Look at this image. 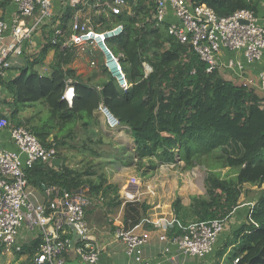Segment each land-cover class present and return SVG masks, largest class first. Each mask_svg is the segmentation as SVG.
I'll list each match as a JSON object with an SVG mask.
<instances>
[{"label":"trees","instance_id":"obj_1","mask_svg":"<svg viewBox=\"0 0 264 264\" xmlns=\"http://www.w3.org/2000/svg\"><path fill=\"white\" fill-rule=\"evenodd\" d=\"M190 1L221 17L240 10L264 17L262 0ZM130 12L117 17L123 34L109 42L124 71L123 91L111 77L98 87L71 81L74 72L63 68L70 63V49L65 54L55 51L49 70L39 71L50 46L9 81L0 76V87L9 96L0 106L11 110L10 123L26 129L42 146L58 150L57 169L36 165L27 172L28 183L54 189L82 207L101 199L109 213L122 201L137 199L142 186L141 181L130 180L127 187H118L111 183L116 172L128 166L135 168L138 179L154 177L158 170L175 166L177 156L184 168L168 187L159 189L160 197L156 192L150 202L139 203L144 227L152 230L156 224L171 239L190 224L225 223L237 214L245 221L213 255L217 260L228 257L238 259L237 264H251L258 250L264 251V178L252 187L245 175L235 180L198 175L197 162L218 158H209L216 151H228L223 157L228 168L254 162L264 166V94L243 87L224 71L206 73V64L193 49L169 35L165 23L152 19V0H136ZM70 17L67 10L61 19L63 28H68ZM98 22L102 30L111 27L103 17ZM66 82L74 87L71 103L62 99ZM34 107L43 110L24 117ZM70 154L81 160H71ZM253 188L257 199L242 208ZM41 243L35 238L13 253L25 255L24 264H36ZM263 256L255 264H264Z\"/></svg>","mask_w":264,"mask_h":264},{"label":"built area","instance_id":"obj_2","mask_svg":"<svg viewBox=\"0 0 264 264\" xmlns=\"http://www.w3.org/2000/svg\"><path fill=\"white\" fill-rule=\"evenodd\" d=\"M0 2H8L15 8L10 34H6V25L0 20V76L4 77V73L12 69L20 56V39L29 40L35 31L45 27L48 44L53 50L63 54L71 48L96 51L119 89L127 86L121 63L109 47L110 41L123 34V26L120 24L102 30L98 25L84 20L81 14L91 2L98 14L118 16L126 12L130 15V4L136 0ZM54 2L58 3L59 10L54 8ZM152 2L155 5L152 19L165 23L169 35L179 44L192 48L206 64V73L224 71L243 87L254 88L264 94L263 14L240 10L221 17L211 8L194 5L190 0ZM67 10L71 11V17L65 29L61 19ZM23 19L28 21L27 29L21 24ZM73 92L74 87L66 82L62 99L71 103ZM3 131L11 136L12 150L1 147ZM57 155L58 150L42 146L26 129L10 123L9 118L0 119V255L10 250L20 252V233L28 227L42 241L35 254L36 264H66L65 253L69 242L74 244L82 263L98 264L100 249L91 238L97 225L89 222L85 207L65 196H56L46 204L30 198L27 172L35 169L36 165L46 170H56ZM98 201L101 206L102 200ZM224 228L225 224L219 222L191 224L171 242L180 255L202 260L214 253ZM114 234L115 244L123 251L124 264H159L144 258L143 249L148 244L146 237L124 229H118ZM66 235L72 237L71 241L64 240ZM159 240L168 241L164 236H160ZM237 263L238 259L232 261V264Z\"/></svg>","mask_w":264,"mask_h":264},{"label":"crops","instance_id":"obj_3","mask_svg":"<svg viewBox=\"0 0 264 264\" xmlns=\"http://www.w3.org/2000/svg\"><path fill=\"white\" fill-rule=\"evenodd\" d=\"M55 1V0H54ZM262 9H264V0L261 3ZM54 8L59 10V5L57 2H54ZM15 14V8L12 4L8 2H0V20L6 25V34L11 33V24ZM81 17L84 20L94 23L102 29L103 25L98 22L99 18H105L107 22L109 21L111 27L114 28L117 25H120L116 22L118 16L98 14L96 9L92 6V3L89 2L86 9L81 14ZM21 24L24 29L28 28L27 19L21 20ZM109 28V29H110ZM48 34L45 27L38 29L32 34V37L29 40L20 39L19 47L21 49V54L15 61L12 69L4 73V81L7 82L13 76L18 74L19 70L23 67L28 68V63L34 61L35 56H37L43 49L49 46L48 44ZM71 60L70 63L63 66L64 69H69L74 72V79L71 80L74 83L76 81L88 83L90 86L98 87L101 86L104 82H107L109 75L105 70L100 54L96 51H86L76 48L70 49ZM55 50L50 48L47 51L45 59L41 66L38 67V70L46 73L49 70L50 64L53 61ZM240 62H243L242 58H239ZM260 66H263L260 65ZM258 70V69H256ZM70 84V83H69ZM71 85V84H70ZM72 86V85H71ZM123 91L122 89H120ZM1 101L9 100V96L6 93L4 87H0ZM0 101V102H1ZM11 110L7 109L4 106H0V115L2 117L9 118ZM24 117L26 115L24 114ZM1 139V147L3 150H12L13 143L11 141V136L8 132L3 131ZM44 169L43 167H41ZM134 168V167H133ZM133 168H129L128 173L121 175H116L113 184H116L120 188L127 187L130 180H139L142 182V186L138 189V198L137 202H142L147 200L150 202L153 200L151 196L153 193L158 194L160 197L159 189H162L172 182L173 177H175L176 172H171L167 169L158 170L154 177H145L143 179H138L136 172ZM146 182H145V181ZM122 181V182H120ZM30 198L34 202H42L43 204L49 203L56 196H61L54 189H46L41 187V185L29 184ZM158 197V199H159ZM159 201V200H158ZM87 217L90 223L96 224L97 229L92 233L91 238L94 245L100 249V254L98 258V264H124L123 251L115 244V234L114 232L118 229H124L126 231L133 232V234L144 236L148 239V244L145 245L143 249V255L145 259H148L151 263L159 264H209L214 263V255H210L208 258L197 260L191 259L186 256L180 255L171 242V239L167 233L161 228L153 225L152 230L144 227L145 220L142 217L141 211L136 209L135 212L128 216L126 213L125 206H118L114 208L111 212H107L106 209L101 205L97 199L90 200L89 203L85 206ZM131 219V221H130ZM130 221L127 223V221ZM245 221L241 220L237 214H233L231 219L225 222V228L222 236L220 237L217 248L222 244V242L228 237L230 232L237 230V228ZM240 222V223H239ZM36 233L25 227L20 233L19 241L23 246L26 243L34 240ZM160 236H164L168 239L167 242H162L159 240ZM216 248V249H217ZM5 254V253H3ZM2 254V255H3ZM1 255V256H2ZM228 257H222L221 260ZM66 264H84L79 260V257L75 251V246L72 243L67 247L65 253ZM220 260V261H221ZM216 261V259H215ZM232 262V261H231Z\"/></svg>","mask_w":264,"mask_h":264},{"label":"rangeland","instance_id":"obj_4","mask_svg":"<svg viewBox=\"0 0 264 264\" xmlns=\"http://www.w3.org/2000/svg\"><path fill=\"white\" fill-rule=\"evenodd\" d=\"M152 53L154 54L155 51H153ZM39 110H43V108L34 107V108L30 109V110L25 111L23 113V115L25 114V115L29 116L30 113L34 114V113H36ZM216 152L212 153L209 156V158L214 156V155H216L215 157H218V158L210 159V161H207L206 160L207 157H203V158L200 159L199 162H197V164L199 166V169H200L198 175H200V172H204V174L209 173V174H213V175L219 176L220 179L225 178V179H233V180L239 179L240 177H242V175H245V177L248 179V181H249L250 185H252V187H255V186H257V185H259L261 183V180L264 178V166H262V167L258 166L256 164V162H254L252 165H250L248 167L228 168V166H226V161L223 159V157H226L225 152H228V151H224V153L220 152V151L217 152V153ZM230 154H232V153L230 152ZM70 155H71V160H73V161H77L79 159L81 160V157H79V156H75L74 157L72 154H70ZM175 160L177 162L175 164V166H173L172 168H168L167 167V169L168 170L170 169L171 172H177L178 173L179 170L181 169V167H182V169L184 168L185 164H184L182 159H180V158L177 159V156H176ZM129 168L130 167H128V166L122 167L118 172H116V174L114 176H112L111 182H114V179H115L116 175H118V176L121 175L122 178H123L124 177L123 174L125 175V173H128ZM133 169L135 170V168H133ZM162 169H164V168H162ZM135 172H136V170H135ZM177 173L175 174V177H176ZM175 177H173L172 181L174 180ZM198 179H200V178L198 177ZM199 181L201 182V180H199ZM120 182H122V181H120ZM169 184L170 183H168V186H169ZM263 187H264V183H263ZM256 199H257L256 189L253 188L252 194L250 195L248 201L242 206V208L246 209V208L250 207L255 202ZM138 205H139V201L137 202V199H131V200L122 201L119 206L121 208H122V206H125V208L127 210L126 213L129 216V215L132 214L131 212H135L136 209H138ZM242 208L240 210H242ZM130 221H131V219H130ZM130 221L128 220L127 223H129ZM4 253L5 254L0 256V264H24V262L27 261V257L25 255L17 256V255H15L13 253L12 250L6 251ZM256 254H255L256 256L254 254H252L251 256H253V257L255 256L256 260H257V258H259V257L262 258V255H264V251L263 250L262 251L258 250V252ZM251 256H249V257H251ZM215 259L216 258L213 257V260H214L213 264H217V263L218 264H232L231 263V258H226V259L224 258L221 261L217 260V259L215 261ZM256 260L253 261L252 263L255 264Z\"/></svg>","mask_w":264,"mask_h":264},{"label":"water","instance_id":"obj_5","mask_svg":"<svg viewBox=\"0 0 264 264\" xmlns=\"http://www.w3.org/2000/svg\"><path fill=\"white\" fill-rule=\"evenodd\" d=\"M55 163L57 166L60 165V160H56Z\"/></svg>","mask_w":264,"mask_h":264},{"label":"clouds","instance_id":"obj_6","mask_svg":"<svg viewBox=\"0 0 264 264\" xmlns=\"http://www.w3.org/2000/svg\"><path fill=\"white\" fill-rule=\"evenodd\" d=\"M232 263V262H231Z\"/></svg>","mask_w":264,"mask_h":264}]
</instances>
